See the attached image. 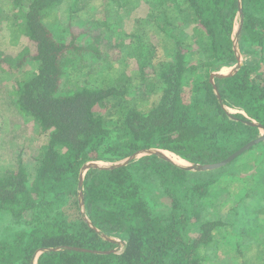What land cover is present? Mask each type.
<instances>
[{"label": "trees", "instance_id": "obj_1", "mask_svg": "<svg viewBox=\"0 0 264 264\" xmlns=\"http://www.w3.org/2000/svg\"><path fill=\"white\" fill-rule=\"evenodd\" d=\"M106 1L93 0L95 11ZM113 2L129 14L146 7L119 41L110 37L122 26L115 17L92 15L88 33L70 30L87 20L84 0L0 5V64H9L4 75L15 72L10 97L44 141L33 168L19 159L0 177V264H207L245 201L264 200V139L216 169L188 171L152 154L90 169L79 186L89 162L156 149L212 165L264 130L261 65L242 62L211 79L237 65L238 52L264 64V0ZM104 39L115 56L100 53ZM251 248L239 264L264 260L263 246Z\"/></svg>", "mask_w": 264, "mask_h": 264}, {"label": "rangeland", "instance_id": "obj_2", "mask_svg": "<svg viewBox=\"0 0 264 264\" xmlns=\"http://www.w3.org/2000/svg\"><path fill=\"white\" fill-rule=\"evenodd\" d=\"M3 1L8 0H0V5L3 3ZM84 2H89L87 5L88 7H86L81 12V14H83L84 18H86L87 20L83 22L81 20L77 21L75 18H73L75 19V23L70 26V30L74 31V34L77 36L82 32H87L85 24L86 22H90L88 20L89 18L92 19V15L100 16L103 20H107V18L112 19L113 17H115L118 21L122 22L120 24L122 26L120 28L115 27L114 30L111 31L112 36L110 37L118 41L120 40V38L118 37L121 36L122 32L125 33L133 29V26L136 23L135 16H137V18H139L140 16L142 17L141 10L146 8H142V5L140 7L138 6V12H136L135 14H129L124 9H119L116 6V3L113 2V0H108V2L106 1L108 4L104 3L105 6L103 10H101L102 8H100L95 11L93 0H84ZM18 10V7L14 6L11 11L12 13L10 12L8 17L13 16V14H15V12ZM80 18H82V16ZM67 20L70 19H62L59 23L61 24V26H65V23H68ZM237 28L238 26L236 25L235 32L237 31ZM90 33V35H93L92 32ZM152 43L156 45L158 43V40H152ZM237 47L238 42L236 44V48ZM18 51L19 48L17 46V50H15L14 52L17 54ZM99 51L101 54H103L104 59L105 55L113 53V56H115L117 52L116 47L114 48L112 46L107 48L106 39H104L99 45ZM118 57L119 55L117 56V58ZM238 57L240 59V63L247 62L252 65L258 63L262 66L261 68H264V64L260 63V56L258 55L244 56V54H240L238 52ZM103 64L104 66L107 65L105 64V60ZM234 67L223 68L218 73L224 75L229 74ZM8 69H10L9 64H0V177L4 174V171L6 169L15 167L16 164L19 163V159L22 161L25 167H27V169L33 168L36 164L35 160L39 156L40 147L42 146V143H44V141L40 138L37 129L33 127V124L31 122L26 123L25 121H23V119H21V117L19 118V115L17 114V110L14 107V99L10 97V91L15 88V80L12 76L8 77L10 74H15V72H8L6 73V75H4ZM24 69L30 70L31 72L32 65L24 64ZM262 71H264V69H262ZM28 77L29 73L23 78V80H27ZM230 112L235 113V111ZM165 154L172 159L179 160L177 157L171 155L170 153ZM252 186L253 185H251V187ZM232 197L233 199L238 198L233 195ZM4 219H6V221L10 220L9 216H4ZM14 228H17V226H14ZM227 231H229V233L223 232L222 234H218L216 236L218 242L211 252L212 256L207 264H239L241 261L245 262L249 257H251L250 255L252 244L258 243L264 248V200H262L261 198L247 199L245 201L243 211L241 212L240 216L235 219L233 228H230V230ZM239 250L245 252L246 255L242 256L241 254H239ZM260 253L261 257L264 256V249L263 252L261 250ZM262 258L264 259V257ZM260 264H264V260Z\"/></svg>", "mask_w": 264, "mask_h": 264}, {"label": "water", "instance_id": "obj_3", "mask_svg": "<svg viewBox=\"0 0 264 264\" xmlns=\"http://www.w3.org/2000/svg\"><path fill=\"white\" fill-rule=\"evenodd\" d=\"M240 12H239V15L241 16L242 15V11L241 9H239ZM239 32H240V26H238L237 28V32H236V40H235V43H234V48L235 50H237L236 48V44H237V37L239 36ZM241 66V63H240V59H239V62L238 64L233 68V70L229 73V74H220V73H215L212 75L211 79L214 78V77H224V76H229L233 73H235L238 68ZM256 123H252V125H255ZM264 139V130L262 129L261 131V135L259 136V138L255 141H252L250 143H248L246 146H244L243 148H241L240 150H238L237 152H235L234 154H232L230 157H228L226 160L222 161V162H219V163H216V164H212V165H192V164H189L186 162V164L183 166V165H179V164H176L174 163L170 158H168L163 152L164 151H160V150H156V149H150V150H144V151H140L130 157H127L117 163H114L112 165H109V164H102V163H99V162H89L87 164H85L81 171H80V182H79V186L82 185V180H83V176L85 175V173L90 170V169H111V168H116V167H122V166H126L127 164H129L131 161L135 160V159H138L139 157L141 156H144V155H157L161 158H163L164 160L166 161H169L181 168H184L188 171H193V172H202V171H207V170H212V169H216V168H219V167H222L226 164H228L229 162H231L235 157H237L238 155H240L243 151L249 149L252 145L256 144L257 142H259L260 140ZM81 206H82V201L80 202ZM115 242H117L119 244V249L122 247V245L124 244L122 241H117V240H114ZM117 252V251H115Z\"/></svg>", "mask_w": 264, "mask_h": 264}, {"label": "bare ground", "instance_id": "obj_4", "mask_svg": "<svg viewBox=\"0 0 264 264\" xmlns=\"http://www.w3.org/2000/svg\"><path fill=\"white\" fill-rule=\"evenodd\" d=\"M164 154L165 153H167L166 151H164L163 152ZM169 153V152H168ZM171 155H173L172 153H170ZM166 155V154H165ZM167 156V155H166ZM173 156H175V155H173ZM168 158H170L174 163H176V164H179V165H185L186 164V162L184 161V160H182V159H180L179 157H177V156H175V157H177L179 160H175V159H172L171 157H169V156H167Z\"/></svg>", "mask_w": 264, "mask_h": 264}, {"label": "built area", "instance_id": "obj_5", "mask_svg": "<svg viewBox=\"0 0 264 264\" xmlns=\"http://www.w3.org/2000/svg\"><path fill=\"white\" fill-rule=\"evenodd\" d=\"M100 163V162H99Z\"/></svg>", "mask_w": 264, "mask_h": 264}, {"label": "crops", "instance_id": "obj_6", "mask_svg": "<svg viewBox=\"0 0 264 264\" xmlns=\"http://www.w3.org/2000/svg\"><path fill=\"white\" fill-rule=\"evenodd\" d=\"M168 153V152H167Z\"/></svg>", "mask_w": 264, "mask_h": 264}]
</instances>
